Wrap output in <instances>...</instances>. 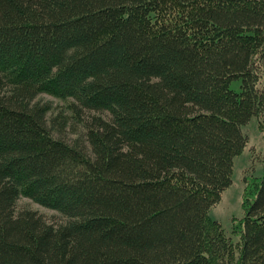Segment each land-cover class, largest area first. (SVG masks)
Returning a JSON list of instances; mask_svg holds the SVG:
<instances>
[{"label": "trees", "instance_id": "trees-1", "mask_svg": "<svg viewBox=\"0 0 264 264\" xmlns=\"http://www.w3.org/2000/svg\"><path fill=\"white\" fill-rule=\"evenodd\" d=\"M254 117L264 0H0V264H264V170L238 240L210 215Z\"/></svg>", "mask_w": 264, "mask_h": 264}, {"label": "rangeland", "instance_id": "rangeland-1", "mask_svg": "<svg viewBox=\"0 0 264 264\" xmlns=\"http://www.w3.org/2000/svg\"><path fill=\"white\" fill-rule=\"evenodd\" d=\"M240 84L241 80H234L231 87L239 90ZM35 100L49 104L51 117L60 115L66 119L64 123L60 124L62 131L58 133L59 135L71 141L77 138L85 140V124L90 113L85 112L75 116L70 108L72 100L63 99L52 92L41 93ZM243 130L248 137V142L243 153L234 159L233 182L223 193L220 202L210 210L211 217L220 221L226 234L235 241L238 240L239 235L234 232V227L245 216L246 210L243 205L245 196L260 183L264 170V131L259 127L257 118L254 117L243 127ZM254 199L252 196V200ZM16 209L36 211L52 223H59L64 220L59 211L26 196L19 198Z\"/></svg>", "mask_w": 264, "mask_h": 264}]
</instances>
